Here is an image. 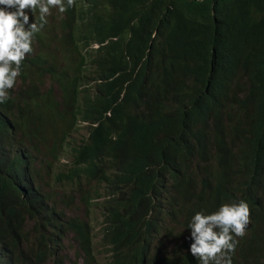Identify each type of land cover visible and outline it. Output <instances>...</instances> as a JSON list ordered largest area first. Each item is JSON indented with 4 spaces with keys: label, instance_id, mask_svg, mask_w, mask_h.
<instances>
[{
    "label": "trees",
    "instance_id": "obj_1",
    "mask_svg": "<svg viewBox=\"0 0 264 264\" xmlns=\"http://www.w3.org/2000/svg\"><path fill=\"white\" fill-rule=\"evenodd\" d=\"M51 12L34 49L54 44L60 62L43 52L24 59L23 87L0 103V264H66L55 238L86 223L57 212L52 174L95 182L79 187L81 204L117 231L141 230L115 264H200L174 227L169 251L156 244L165 205H180L167 212L177 219L193 199L247 202L252 222L232 264H264V0H75ZM47 76L60 99L41 92ZM80 121L89 142L57 173Z\"/></svg>",
    "mask_w": 264,
    "mask_h": 264
},
{
    "label": "clouds",
    "instance_id": "obj_2",
    "mask_svg": "<svg viewBox=\"0 0 264 264\" xmlns=\"http://www.w3.org/2000/svg\"><path fill=\"white\" fill-rule=\"evenodd\" d=\"M0 5L4 6L0 7V103H4L9 99L11 92L15 95L23 87L20 75L24 59L32 57L37 52L57 58L55 56L57 49L54 44L48 45L44 42V47L36 45L34 49V34L44 27L47 22L45 17L50 14V8L58 7L59 11L63 13L66 11V7L75 6V0H66V5L64 0H0ZM37 9L40 13L39 23L36 20L30 23L28 10L35 14ZM26 26L28 27L26 28ZM97 46L99 45L93 44L91 48H97ZM56 60L60 62V57ZM43 81V84L39 86L41 92L45 93L52 89L55 97L60 99V87L52 82L49 76L45 77ZM78 125L80 128H86L81 121ZM90 136L91 133L88 132L85 138L79 139L77 143H75L74 136L72 142L68 140L64 154L56 163L57 173L66 171L73 164V149L89 142ZM17 143L23 149L27 146V142L20 137L17 139ZM54 176L55 174H52L45 181L48 179L50 181L47 192L55 195L57 212L63 215L65 223L75 219L86 223L81 229L80 235L67 230L55 240L61 244L63 235L72 234L75 237L72 243L77 247L82 264H85L81 249L83 246L90 249L94 257L93 264H115V258L119 253L128 252L139 244L142 233L138 227L129 224L121 231H117L104 222V216L99 208L92 207L88 211L87 207L81 204L77 193L79 187L81 186L86 191L90 190L88 187L95 190L98 188L95 182L88 184L85 181L74 180L60 184L56 182V176ZM71 195L77 198L74 206L66 201L67 197ZM190 204L196 205V208L189 214L179 215L177 219H172L167 212L179 210L180 205L174 203L165 205L163 228L156 241L161 254L163 251L161 242L167 246L171 240H174L173 234L166 230L174 227L179 239L184 237L182 233L185 234L184 240H180L181 242L186 243L189 239L193 240L191 246L185 247V250L190 251L200 264H232L231 255L240 244L241 237L248 236L249 225L252 222L248 203L244 200L239 203L221 202L212 208H209L204 202L199 204L196 200L191 201ZM96 215H98V219L95 220ZM186 221L187 230L184 231L181 228H185L183 223ZM171 247H167V251Z\"/></svg>",
    "mask_w": 264,
    "mask_h": 264
},
{
    "label": "rangeland",
    "instance_id": "obj_3",
    "mask_svg": "<svg viewBox=\"0 0 264 264\" xmlns=\"http://www.w3.org/2000/svg\"><path fill=\"white\" fill-rule=\"evenodd\" d=\"M0 7H4V6L0 5ZM53 8H56V7H53ZM28 14H29V16H32V15L40 16L39 9L36 10L35 14H33L31 12V10H28ZM45 19H46L47 22L45 23L44 27L39 32H46L47 25L48 24L51 25V23H53V14L51 12V8H50V14L47 15L45 17ZM236 111H237L236 110V105H234V107L233 108H230L226 112V114H228L230 112L231 113H237ZM83 125L85 127L87 126L86 123H83ZM87 133L88 132H87L86 128L81 127L80 130L73 135L74 138H75V143H77L79 141V139L85 138V136L87 135ZM259 194H260V192H259ZM194 201L195 200L193 199L192 202H194ZM96 219H98V215H96L95 220ZM177 231H179L178 228H177ZM182 236L185 237V234L182 233ZM184 237H182L180 240H184ZM74 239H75V237L72 234H65V235H63V237L61 239V245L63 246V249H62L61 254L64 256V258H65L64 260H65V263L66 264H82V261L79 259V252L77 251V247H76V245H73V243H72L74 241ZM173 243H174V240H171L168 243L167 247L172 246ZM47 264H53V263H52V261H48Z\"/></svg>",
    "mask_w": 264,
    "mask_h": 264
}]
</instances>
